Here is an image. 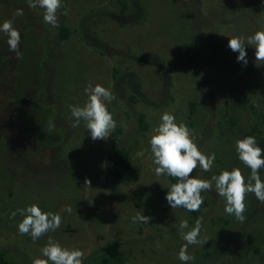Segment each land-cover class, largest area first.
I'll use <instances>...</instances> for the list:
<instances>
[{
	"label": "rangeland",
	"instance_id": "374dc122",
	"mask_svg": "<svg viewBox=\"0 0 264 264\" xmlns=\"http://www.w3.org/2000/svg\"><path fill=\"white\" fill-rule=\"evenodd\" d=\"M17 8L23 16H13ZM43 11L28 0H0V22L12 20L21 36L17 57L0 33V264H33L48 237L79 248L83 264L106 249L120 250L124 264H183L182 219L184 231L199 220L204 241L189 245L187 264H264V202L246 194L239 221L224 213L213 187L201 193L196 218L171 208V184L155 175L149 145L161 113L171 112L200 151L216 155L208 172L197 167L193 176L234 167L251 175L234 145L248 135L264 139V65L256 66L248 45V63L237 62L227 42L264 31V3L126 0L121 12L117 0H62L55 27ZM61 26L67 38L59 37ZM97 83L114 94L106 107L120 127L118 145L131 156L127 182L111 168L112 133L93 141L83 121L72 126L69 106L83 105L84 88ZM258 172L264 180V168ZM31 204L62 218L35 241L18 232L19 212L11 215ZM140 212L148 223L133 222Z\"/></svg>",
	"mask_w": 264,
	"mask_h": 264
},
{
	"label": "clouds",
	"instance_id": "9594fccd",
	"mask_svg": "<svg viewBox=\"0 0 264 264\" xmlns=\"http://www.w3.org/2000/svg\"><path fill=\"white\" fill-rule=\"evenodd\" d=\"M264 3V0H261ZM62 0H28L29 7L42 8L44 23L53 27L57 25V9L61 7ZM23 10L17 8L13 16H23ZM0 33L6 36V43L10 51L17 57L21 55L18 49L20 33L13 26L10 19L0 22ZM245 45L254 50L256 66L264 65V31H254L247 37L233 36L228 39V48L236 53L237 62L242 65L248 63ZM87 95L83 105H70L72 126L81 121L91 140H105L116 127V120L108 111L106 104L114 99L113 92L97 83L89 84L84 88ZM149 145L156 165L154 173L157 176L166 174L175 177L177 182L172 183L165 193V199L171 208H184L187 211H196L203 203L201 193L214 187L216 194L225 200L224 213L233 216L239 221L244 220L245 197L252 193L260 202H264V180L260 178L258 170L264 168V149L257 144L255 136L248 135L237 138L234 145L237 158L251 170L250 176L242 175L240 168L221 169L218 174L210 178L195 177L193 170L199 167L203 172H208L216 159L215 153L205 154L199 150L195 138L188 126L177 121L171 112H163L156 126L155 132L149 137ZM91 203V201H89ZM63 211L72 212L71 206H66ZM22 219L17 224L20 234H28L35 241L49 231H55L61 225L59 212L42 211L36 204H31L23 209H17ZM150 217L142 212L132 217L133 222L148 223ZM179 230L185 241L178 250V259L187 264L191 260L188 253L189 245L202 243L200 236V221L197 220L190 230L187 220L179 222ZM206 241V240H205ZM82 252L79 248H67L48 237L45 246L40 250V256L33 260V264H83Z\"/></svg>",
	"mask_w": 264,
	"mask_h": 264
},
{
	"label": "trees",
	"instance_id": "16d2710c",
	"mask_svg": "<svg viewBox=\"0 0 264 264\" xmlns=\"http://www.w3.org/2000/svg\"><path fill=\"white\" fill-rule=\"evenodd\" d=\"M120 5V11L124 12L126 8V0H117ZM68 36V28L66 26H61L59 29V37L64 39ZM138 124L140 131H144L147 127V122L145 120L144 114L139 113ZM112 138L110 144L113 150L110 154L111 168L113 172L123 181L127 182L131 180V156L129 153L118 145L116 135L120 133V127H116V131H112ZM257 144L264 149V139L257 141ZM264 156V152L261 153ZM263 169V168H261ZM166 175V174H165ZM170 184L177 182L175 177L167 176ZM191 216L196 218L198 216V211H191ZM5 261L3 254H0V263ZM126 261V256L118 249H106L92 258L93 264H124Z\"/></svg>",
	"mask_w": 264,
	"mask_h": 264
}]
</instances>
